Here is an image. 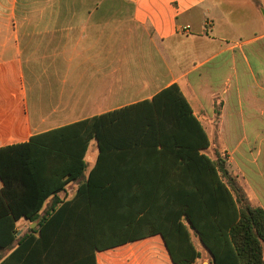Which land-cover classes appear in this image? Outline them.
Masks as SVG:
<instances>
[{
	"label": "crops",
	"instance_id": "1",
	"mask_svg": "<svg viewBox=\"0 0 264 264\" xmlns=\"http://www.w3.org/2000/svg\"><path fill=\"white\" fill-rule=\"evenodd\" d=\"M263 10L264 0H0V148L176 84L207 134L205 153L223 154L246 203L264 209ZM97 156L93 141L89 170ZM79 182L59 197L71 200ZM138 245L173 264L161 235L97 252V264H127L115 256ZM137 248L124 252L130 264H155Z\"/></svg>",
	"mask_w": 264,
	"mask_h": 264
},
{
	"label": "trees",
	"instance_id": "2",
	"mask_svg": "<svg viewBox=\"0 0 264 264\" xmlns=\"http://www.w3.org/2000/svg\"><path fill=\"white\" fill-rule=\"evenodd\" d=\"M209 147L173 84L150 101L0 148V253L8 252L0 264H97V252L154 235L173 264H198L185 223L210 264H264V209L246 203L227 158L212 159ZM78 181L71 200L59 197ZM20 221L37 226L19 235Z\"/></svg>",
	"mask_w": 264,
	"mask_h": 264
},
{
	"label": "rangeland",
	"instance_id": "3",
	"mask_svg": "<svg viewBox=\"0 0 264 264\" xmlns=\"http://www.w3.org/2000/svg\"><path fill=\"white\" fill-rule=\"evenodd\" d=\"M37 225L34 224V223H28L27 221H20L17 223V230L19 231V235H22L23 233L27 232L30 228H35ZM194 240V239H193ZM140 247H144V248H147L148 250H151L150 253H153L152 255V260L154 261L155 264H165V257H164V249L163 251H159L155 248H150L151 246H142V245H138ZM138 246L134 247L133 249L131 250H135V249H139V250H143L141 248H137ZM130 249L129 250H122V251H119L118 255H116V260H121V261H124L125 263L127 262V264H130L132 263V261L134 260V257L132 258H127V255L124 254V252H130L131 251ZM8 254V252L4 251V252H1L0 253V260L3 259L6 255ZM114 257V258H115ZM105 258V256L103 257V259ZM113 258V259H114ZM208 260L207 259H200L199 262H197L198 264H208ZM107 264H113L111 263L110 261H106ZM145 264H150V263H145Z\"/></svg>",
	"mask_w": 264,
	"mask_h": 264
},
{
	"label": "built area",
	"instance_id": "4",
	"mask_svg": "<svg viewBox=\"0 0 264 264\" xmlns=\"http://www.w3.org/2000/svg\"><path fill=\"white\" fill-rule=\"evenodd\" d=\"M62 194L65 195V196L68 195V194H71V190H70L69 186H67L65 188V190L62 192Z\"/></svg>",
	"mask_w": 264,
	"mask_h": 264
},
{
	"label": "water",
	"instance_id": "5",
	"mask_svg": "<svg viewBox=\"0 0 264 264\" xmlns=\"http://www.w3.org/2000/svg\"><path fill=\"white\" fill-rule=\"evenodd\" d=\"M262 13H263V17H264V10L262 11ZM34 224H37V222H35Z\"/></svg>",
	"mask_w": 264,
	"mask_h": 264
}]
</instances>
